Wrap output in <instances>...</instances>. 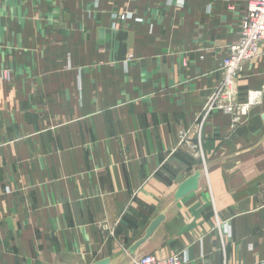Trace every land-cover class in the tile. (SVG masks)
Instances as JSON below:
<instances>
[{"label":"crops","instance_id":"crops-1","mask_svg":"<svg viewBox=\"0 0 264 264\" xmlns=\"http://www.w3.org/2000/svg\"><path fill=\"white\" fill-rule=\"evenodd\" d=\"M246 10L0 0V264H95L141 240L134 253L264 264V43L226 89L220 70Z\"/></svg>","mask_w":264,"mask_h":264},{"label":"built area","instance_id":"built-area-1","mask_svg":"<svg viewBox=\"0 0 264 264\" xmlns=\"http://www.w3.org/2000/svg\"><path fill=\"white\" fill-rule=\"evenodd\" d=\"M132 17L131 12L113 13V18L125 20ZM264 43V0H247V10L240 25L238 39L228 46V54L220 64V70L224 73L223 89L232 83L235 77L239 74L244 64L248 61L256 59L262 55V44ZM0 74L3 78L10 79L12 70L9 68H1ZM259 94L251 93L249 103L243 105L240 109V114H247L249 107L253 103L254 98ZM205 109L206 118L208 109ZM232 110V105L227 107ZM204 120L199 122L190 131H181V141L189 143L191 138L197 137L202 132ZM190 134V135H189ZM193 136V137H192ZM190 137V139H188ZM192 148L197 151L200 156H204L203 147L200 142H195ZM131 264H187L186 258L181 253H173L169 255H160L157 253H145L140 257L135 258Z\"/></svg>","mask_w":264,"mask_h":264},{"label":"water","instance_id":"water-1","mask_svg":"<svg viewBox=\"0 0 264 264\" xmlns=\"http://www.w3.org/2000/svg\"><path fill=\"white\" fill-rule=\"evenodd\" d=\"M198 186L197 184V176H192L190 177L189 179H187L185 182H183L177 193H176V196L177 197H183L185 196L187 193H189L190 191L196 189ZM158 222H153L148 230H147V235H151L154 230L157 228V224ZM143 240L137 242L136 244H134V246L131 248L132 251H135L141 244H142ZM95 264H110V259L109 258H105V259H102V260H99L97 261Z\"/></svg>","mask_w":264,"mask_h":264},{"label":"rangeland","instance_id":"rangeland-1","mask_svg":"<svg viewBox=\"0 0 264 264\" xmlns=\"http://www.w3.org/2000/svg\"><path fill=\"white\" fill-rule=\"evenodd\" d=\"M141 255L142 254L139 251L134 253L133 251L131 252L130 250H125L109 258L110 264H131L135 258H138Z\"/></svg>","mask_w":264,"mask_h":264}]
</instances>
